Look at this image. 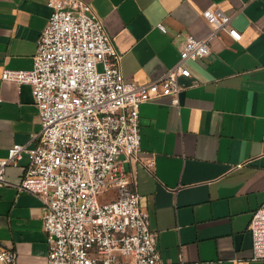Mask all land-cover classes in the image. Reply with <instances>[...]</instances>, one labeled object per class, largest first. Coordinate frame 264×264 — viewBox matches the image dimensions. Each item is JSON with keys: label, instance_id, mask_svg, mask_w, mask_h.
Instances as JSON below:
<instances>
[{"label": "crops", "instance_id": "obj_1", "mask_svg": "<svg viewBox=\"0 0 264 264\" xmlns=\"http://www.w3.org/2000/svg\"><path fill=\"white\" fill-rule=\"evenodd\" d=\"M49 0H0V159L13 144L35 145L40 130L31 87L4 81V69L30 70ZM121 54L126 82L146 83L179 58L187 35L208 34L202 12L217 5L241 38L222 30L207 56L187 63L179 107L170 97L139 107L141 151L152 170L124 162L157 233L165 264H262L252 260L248 224L264 203V0H85ZM162 24L166 32L158 27ZM28 163L5 168L0 247L17 264H46L42 201L19 192Z\"/></svg>", "mask_w": 264, "mask_h": 264}, {"label": "built area", "instance_id": "obj_2", "mask_svg": "<svg viewBox=\"0 0 264 264\" xmlns=\"http://www.w3.org/2000/svg\"><path fill=\"white\" fill-rule=\"evenodd\" d=\"M48 6L32 68L1 73L4 81L31 87L40 130L34 146L13 144L0 159V186L6 184L5 168L27 153L17 189L42 201L46 264H165L140 205L136 176L124 168L129 162L152 170L155 163L154 155L139 157V107L162 97L179 107L184 88L179 79L191 76L187 63L207 56L219 31L236 41L241 34L212 4L201 14L208 34L187 35L177 62L163 76L126 82L121 54L88 2L49 0ZM248 230L251 259L264 264V203L252 213ZM0 264H17L16 253L0 247Z\"/></svg>", "mask_w": 264, "mask_h": 264}]
</instances>
